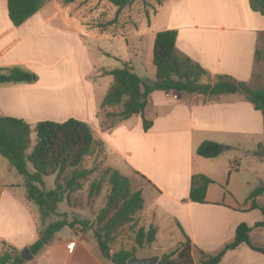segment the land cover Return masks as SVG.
<instances>
[{"label": "crops", "instance_id": "crops-1", "mask_svg": "<svg viewBox=\"0 0 264 264\" xmlns=\"http://www.w3.org/2000/svg\"><path fill=\"white\" fill-rule=\"evenodd\" d=\"M165 9L164 25L154 28ZM163 30H175L177 49L211 77L227 75L260 87L257 69L264 58V17L250 9L248 0H167L153 10L146 31L135 29L115 40L84 36L61 14L55 0L22 26L13 27L6 0H0V68L19 67L35 75L29 83L0 85V116L30 125L68 119L87 123L93 139L102 141L110 168L144 178L145 186L137 190L144 201L140 227L153 226L156 241L149 254L137 257L162 259L188 239L192 259L198 264L195 257L214 256L231 243L239 224L253 227L263 216L247 202L257 186L244 180L245 189L240 193L231 185L233 175L242 174L240 159L225 153L206 159L197 156L196 149L202 142L212 141L231 147L230 152L252 155L246 148L259 145L256 137L264 135L263 119L240 94H224L205 102L207 98L200 95L153 91L143 113L152 122L147 131L140 115L102 129L101 114L111 110L101 106L112 85L107 73L128 67L141 81L154 82V39ZM93 42L99 45L95 55L89 48ZM99 42L111 50L103 49ZM118 46L122 53L112 51ZM99 56L110 60L109 65H102ZM258 159L264 161V156ZM6 174L10 177L0 172V255L3 243L19 252L29 248L51 223L39 221L31 211L23 177L11 167ZM194 175L206 176L213 184L224 183L229 190L213 195L211 184L205 203H193L189 191ZM262 198L257 199L259 204H264ZM64 229L69 231L62 233ZM90 232L65 227L25 264H113L101 254ZM255 234L253 227L251 241L264 246L253 238ZM218 264H264V255L241 244L227 251Z\"/></svg>", "mask_w": 264, "mask_h": 264}, {"label": "trees", "instance_id": "trees-1", "mask_svg": "<svg viewBox=\"0 0 264 264\" xmlns=\"http://www.w3.org/2000/svg\"><path fill=\"white\" fill-rule=\"evenodd\" d=\"M50 1L6 0L8 19L13 27H20ZM91 1H96V4L106 3L116 9L112 19L104 20L103 17H99L94 27L92 25L99 33H105L117 22L118 15L123 9L144 0H56L62 6ZM164 1L167 0H155L157 5H161ZM248 2L251 10L259 12L264 17V0H248ZM176 39L175 30L156 33L153 47V64L156 73L155 81L150 84L141 81L128 67L116 68L107 73L112 77V85L104 96L101 106L103 109L116 107L119 110L115 113L105 112L109 113L107 115L109 118H106L113 121L105 130L115 126L116 122L127 120L132 115H140L142 128L147 131L152 122L146 120L143 113L148 97L153 91L200 95L207 98L204 99L205 102L224 94H240L260 112L264 126V86L254 88L227 75L211 77L198 63L177 49ZM32 76V73L19 67L0 68V85L29 83L33 80ZM33 133L36 135V142L31 147ZM103 149L102 141L93 139L90 126L79 120L68 119L62 123L41 121L30 125L22 119L0 116V155L19 176L23 177L27 199L37 205L41 218L47 220L52 216L59 217L43 228L39 232L38 239L30 245L29 250L33 256L42 251L51 242L53 235L65 227L82 231L91 230L101 254L109 257L113 264H127V260L135 255L134 250L110 252L120 230L125 226L136 224L137 216L143 211L144 201L141 192L132 190L129 176L112 168H105L99 178L89 182L93 170L82 167L86 157L95 151L102 153ZM231 149L216 142L204 141L197 147L196 155L211 159ZM259 149L262 151L253 155L263 156V147L259 146ZM29 150L30 152L27 153ZM48 176L54 177V188L48 191L40 189L43 178ZM139 178L144 180L143 177ZM85 184H88L86 190L88 201L98 199L105 184L109 189L104 204L92 221L78 216L68 220L65 214H58L57 207L60 203L70 208L75 207L76 196L84 189ZM211 184L213 181L208 177L194 175L191 178L189 200L193 203H205L206 191ZM263 196L264 181L247 197L250 209L258 210L263 216L262 221L255 223L253 227L264 228V204L257 202V199ZM253 227L245 223L239 224L235 230L234 240L214 256H204L199 264H218L227 251L234 250L241 244L264 255V246L254 244L250 239ZM155 241L156 229L153 226L147 230L140 227L135 233V245L139 249L149 247ZM162 261L166 264H192L188 239L179 249L164 255ZM25 263L16 248L3 243L0 264Z\"/></svg>", "mask_w": 264, "mask_h": 264}, {"label": "rangeland", "instance_id": "rangeland-1", "mask_svg": "<svg viewBox=\"0 0 264 264\" xmlns=\"http://www.w3.org/2000/svg\"><path fill=\"white\" fill-rule=\"evenodd\" d=\"M56 1V0H55ZM165 2V1H164ZM56 5L61 12V14L69 20L73 26H75L84 36L86 37H93L96 39H104V38H112V39H119L122 36H126L134 31V29H143L144 31L147 30V27H149L150 24V16L153 13V9L158 6L155 2V0H144V1H138L134 3L131 7L123 9L117 18V22L113 25V27L105 32V33H99L97 29H93L94 23L96 19L99 17H103L104 20H110L114 16L116 9L111 7L109 4L102 3V4H96V1H91L87 3H76L68 6H62L59 3L56 2ZM167 10L161 12V16L157 18V20L154 23V28H162L165 22V18L167 16ZM203 12V11H202ZM93 25V27H92ZM100 45H102L103 49L111 50L109 45H105V42H99ZM102 43V44H101ZM95 44V48H94ZM99 45L95 42L93 44L89 45L90 51L94 54H96V47ZM122 53V50H120L119 46L115 49H112L113 52L117 51ZM120 53V54H121ZM94 54V55H95ZM100 62L102 65L107 66L110 60L99 56ZM264 57V53H263ZM257 83L260 84V87L264 86V58L263 61H261L260 66L257 69ZM35 77V75H33ZM258 87V88H260ZM119 109L116 107H111L110 112L115 113ZM107 115L109 113H105L104 111L101 114L100 119V127L102 129H105L110 126V123L113 121L107 119L109 118ZM107 117V118H106ZM117 121V120H116ZM115 121V122H116ZM114 122V123H115ZM118 123V122H116ZM256 140L259 142V145L257 146H248L246 148L247 152L252 153V155H249L245 152L243 153H236V152H228L225 151L224 153L226 155H234L235 158H239L238 161L240 163V170L242 174L233 175L231 179V185L233 184L236 191L242 193V189H245L243 181H247L252 186H258L264 181V161L259 160L258 158H262L264 156L259 157L258 155H253L256 152L262 151L259 149V146H262L264 149V135L263 136H257ZM36 142V135L33 133L31 136V147ZM264 151V150H263ZM30 150L27 152L29 153ZM83 168L92 169L93 174L90 176V181H93L97 178H99L105 168H110L107 158L105 155V150L103 149L102 153H97L96 151L91 154L90 156L86 157L82 163ZM10 168L8 161L3 158L0 155V172H4L5 177L7 176L6 172ZM29 169L32 170V168L29 165ZM234 173V171L232 172ZM245 175V176H243ZM131 180V187L133 191H137L139 188L144 187L145 183L137 176L131 175L129 176ZM237 179L235 180V178ZM106 179V178H105ZM40 189L43 190H52L54 188V177L48 176L43 178V185L39 186ZM88 184H85L84 189L77 194L76 199L74 201V208L70 209L68 208L64 203H60L57 207V213L58 214H66V217L71 219L74 216H78L81 219L92 221L94 215L100 210L102 205L105 202V197L108 193V185L105 184L103 187V190L101 192V195L98 199L88 201L87 200V190ZM226 190L228 192L229 189H226L224 186V183H215L211 187V191L213 195H219L223 193V191ZM22 190H18L17 195L19 197H22L20 193H23ZM29 203V207L33 214L36 216V218L41 221L42 218L40 216V212L38 210L37 205L34 202L27 201ZM262 202L264 203V198H262ZM75 209V210H74ZM58 216H52L47 221L48 222H54L58 220ZM140 228V216H137V222L134 225H128L122 228L120 232L117 234L115 238L114 244L111 246V252H117L119 250H134L135 256L137 255H146L151 252L152 245L149 247H145L144 249H139L135 245V233ZM256 234L253 237L255 240L260 239L259 242H262L264 244V229H259V227H254ZM69 230L64 229L62 233H67ZM87 235H89L90 230H86ZM262 234V237H259V235ZM184 244V243H183ZM182 244V245H183ZM181 245V246H182ZM180 246V247H181ZM178 247L177 249H179ZM176 251V250H175ZM203 257H195L196 261L198 260V264L201 261ZM192 264H194V261L192 259Z\"/></svg>", "mask_w": 264, "mask_h": 264}, {"label": "water", "instance_id": "water-1", "mask_svg": "<svg viewBox=\"0 0 264 264\" xmlns=\"http://www.w3.org/2000/svg\"><path fill=\"white\" fill-rule=\"evenodd\" d=\"M32 79L34 80L35 77L32 76ZM20 255L25 262H29L33 258V255L31 254L29 248L27 247L20 252ZM127 264H166V263L163 262L162 259H160L158 256L139 258L134 255L127 260Z\"/></svg>", "mask_w": 264, "mask_h": 264}]
</instances>
